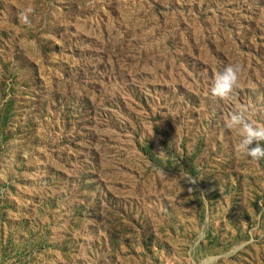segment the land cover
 I'll return each mask as SVG.
<instances>
[{
    "label": "rangeland",
    "instance_id": "374dc122",
    "mask_svg": "<svg viewBox=\"0 0 264 264\" xmlns=\"http://www.w3.org/2000/svg\"><path fill=\"white\" fill-rule=\"evenodd\" d=\"M241 110L264 126V0H0V264H264Z\"/></svg>",
    "mask_w": 264,
    "mask_h": 264
},
{
    "label": "clouds",
    "instance_id": "9594fccd",
    "mask_svg": "<svg viewBox=\"0 0 264 264\" xmlns=\"http://www.w3.org/2000/svg\"><path fill=\"white\" fill-rule=\"evenodd\" d=\"M27 23L26 16L24 17ZM239 66L229 65L215 77V83L211 89L214 97L230 98L236 88L239 87ZM227 127L235 129L241 137L238 151L254 162L264 159V126L254 123L245 115V111H235L230 114ZM195 183V181H191Z\"/></svg>",
    "mask_w": 264,
    "mask_h": 264
},
{
    "label": "trees",
    "instance_id": "16d2710c",
    "mask_svg": "<svg viewBox=\"0 0 264 264\" xmlns=\"http://www.w3.org/2000/svg\"><path fill=\"white\" fill-rule=\"evenodd\" d=\"M141 63H142V61H141ZM92 118H93V120L96 119L97 118V114H95L94 112L93 113L91 112V120H92ZM5 119H7V117ZM91 124H92V121H91ZM140 152L142 154L148 156L150 160L154 159V157H155L152 154V148H151L150 143L145 142V146L140 149ZM148 157H146V158L148 159ZM95 170H96L95 171V176L98 178L99 177V172H98L99 171V168H96L95 167ZM86 189L87 190H91L90 187H86ZM74 207H75L74 216L77 217V221L78 222H83V220L85 219V216L86 215H89L90 216V214H92V209L89 207V205H87L86 203H81L79 201V199H77V202H75Z\"/></svg>",
    "mask_w": 264,
    "mask_h": 264
}]
</instances>
